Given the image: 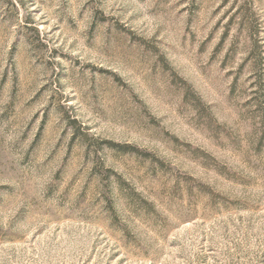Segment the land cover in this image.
<instances>
[{"label": "rangeland", "instance_id": "1", "mask_svg": "<svg viewBox=\"0 0 264 264\" xmlns=\"http://www.w3.org/2000/svg\"><path fill=\"white\" fill-rule=\"evenodd\" d=\"M0 264H264V0H0Z\"/></svg>", "mask_w": 264, "mask_h": 264}]
</instances>
